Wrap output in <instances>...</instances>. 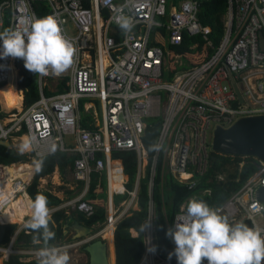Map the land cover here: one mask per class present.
<instances>
[{
  "label": "built area",
  "instance_id": "built-area-1",
  "mask_svg": "<svg viewBox=\"0 0 264 264\" xmlns=\"http://www.w3.org/2000/svg\"><path fill=\"white\" fill-rule=\"evenodd\" d=\"M38 1L48 4L49 12L39 14ZM200 5L201 0H0V32L23 28L26 20L53 15L77 49L76 62L67 72L38 76L41 96L37 101L0 115V142L25 135L32 141L33 161L53 153V147L77 154L71 171L83 189L49 207L51 214L64 210L67 215L94 216L97 205L86 200V195L92 174L106 172L105 219L92 225V235L50 245L67 250L69 264H88L82 260V249L96 237L104 238L106 230L114 234L123 217L139 210L141 181L146 176L148 214L142 234L144 252L138 264H175L156 246L153 189L159 160L164 173L193 188L208 170L215 130L229 128L244 117L264 115V41L260 39L264 36V0H227L223 33L217 43L211 37L212 27L199 18ZM121 14L133 20L128 33L117 24ZM186 39L191 41L190 49L203 42V60L186 64L185 49L171 51ZM162 40L163 45L159 43ZM17 60L0 58V87L8 83L12 65L18 72ZM63 77H67L66 90L43 93L47 80ZM82 105L88 113L92 109L88 127L81 123ZM158 121L155 144H162L163 149L154 152L150 160L144 137L148 127ZM65 135L73 137L74 145L66 143ZM116 151L136 154V178L131 188L128 176L121 179V187L110 188V162ZM29 160L25 162L32 168L19 169L14 175L8 173L13 163H0V224L8 223L2 214L19 197L33 201L28 187L35 166ZM256 165L250 177L213 208L230 222H243L264 235V203L257 198L258 189L264 186V162L257 159ZM117 195L124 197L117 202ZM30 215L16 223L8 244L0 246L3 261L11 255H19L21 261L37 259L41 246L16 245L21 231L30 232L26 227ZM185 219L186 208L181 207L171 227ZM152 245L155 252L150 250ZM203 264H208L207 260Z\"/></svg>",
  "mask_w": 264,
  "mask_h": 264
},
{
  "label": "trees",
  "instance_id": "trees-1",
  "mask_svg": "<svg viewBox=\"0 0 264 264\" xmlns=\"http://www.w3.org/2000/svg\"><path fill=\"white\" fill-rule=\"evenodd\" d=\"M38 13L43 14L49 12V5L43 1L37 2ZM227 10V0H201L199 18L202 23L209 24L213 33L211 37L217 43L221 38L224 28V15ZM162 42H159L163 45ZM190 39H186L179 47H171V51H186L183 53L184 63L193 65L203 60L200 57L201 50L204 48L201 41L195 49L189 48ZM182 52V51H181ZM209 52V51H208ZM207 54V52H206ZM172 60V59H171ZM173 63V61H171ZM17 69L12 65V74L8 83L0 87V102L4 109L10 110L21 104L22 98L24 107L27 108L33 102L37 101L41 96V90L38 84V76L29 72L24 67V61L17 60ZM186 65H182L184 67ZM16 79L19 91L16 87ZM67 77L59 78L56 83V90L49 88V85L43 86L45 95H52L66 90ZM84 100H82L83 102ZM3 116V114H1ZM88 114L83 116L81 120L82 126L88 127ZM86 121V123H85ZM160 123L155 122L154 126H149L144 137L145 145L149 152L151 160L154 151L150 150V146L155 144V139L159 132ZM33 156L31 153L21 154L19 149L13 144H4L0 142V163L9 164L18 161H28ZM77 154H68L62 150H56L43 156L36 157V160L43 158L42 171L36 172L31 184L28 187V193L34 200L37 194H43L48 199L49 207H54L62 202L53 192L39 187L41 177L51 175L56 167H58L61 175L66 176L67 172L73 167V161ZM113 157H119L124 164V171L129 176L128 187L131 188L136 178L137 159L133 151H116ZM256 158L242 155H224L216 151L210 153V163L207 172L198 177L197 185L190 188L187 184L178 182L169 174L163 172L161 160L157 165L155 175V185L153 189V197L155 201V218L154 227L156 234V246L159 252L168 259V253L175 248L173 241L166 236V232L173 222L175 214L180 210L182 204L187 206L190 198L195 197L197 200H203L210 207H216L222 204L234 191H236L257 169ZM243 162V165L241 163ZM111 173L117 172L121 176V162L118 160L110 162ZM222 175L224 178L220 179ZM124 177V176H123ZM208 189L209 191H207ZM124 195L115 197L118 202ZM194 199V198H193ZM86 200L97 205V211L94 216L86 218L82 214L67 215L64 210H57L51 214L52 222L50 227L56 233L55 239L49 241V245L58 244L68 240H72V235L67 236L66 225L72 226L74 221H80L88 226H92L102 222L106 216L105 200H106V179L104 172H94L92 174L91 185L86 195ZM148 177L141 181L139 191V210L134 211L131 215L123 217L117 224L114 231V246L116 254V264H138L143 252V230L148 214ZM18 225L16 223L0 224V246H5L11 239ZM138 232L137 236H133L131 229ZM30 230V229H29ZM34 233H26L21 231L18 235L17 246H42L33 243ZM177 264V259L173 255L170 259ZM3 264H37V259L30 261H21L19 255H11Z\"/></svg>",
  "mask_w": 264,
  "mask_h": 264
},
{
  "label": "clouds",
  "instance_id": "clouds-1",
  "mask_svg": "<svg viewBox=\"0 0 264 264\" xmlns=\"http://www.w3.org/2000/svg\"><path fill=\"white\" fill-rule=\"evenodd\" d=\"M61 21L55 16L34 18L25 21L23 28L5 29L0 32V58H19L24 67L36 76L62 75L76 62L77 49L64 34ZM117 24L122 32L128 33L134 27L130 16L121 14ZM32 144L29 140L20 147L21 154ZM163 145L156 143L150 150L159 152ZM53 147L51 152H55ZM43 158L35 162V171L43 168ZM31 215L26 227L31 230L33 243L42 246L36 253L37 264H69L67 250L50 246L56 233L50 227L52 222L48 199L37 194L31 204ZM142 228L141 230H143ZM166 236L175 248L168 253L177 264H264V235L260 229L249 227L243 222H230L227 216L210 207L203 200L191 199L186 207V219L169 227ZM155 252L156 246H151Z\"/></svg>",
  "mask_w": 264,
  "mask_h": 264
},
{
  "label": "water",
  "instance_id": "water-1",
  "mask_svg": "<svg viewBox=\"0 0 264 264\" xmlns=\"http://www.w3.org/2000/svg\"><path fill=\"white\" fill-rule=\"evenodd\" d=\"M260 39L264 41V36ZM236 92L240 101H243L238 90ZM9 144L8 140L3 141ZM212 150L224 155H242L255 157L264 162V115L244 117L229 128L218 127L215 130ZM257 198L264 203V186L257 191ZM68 227V225H66ZM72 238H81L92 235L94 228L80 221L72 223ZM89 257V264H108V244L102 237H96L85 246Z\"/></svg>",
  "mask_w": 264,
  "mask_h": 264
},
{
  "label": "crops",
  "instance_id": "crops-1",
  "mask_svg": "<svg viewBox=\"0 0 264 264\" xmlns=\"http://www.w3.org/2000/svg\"><path fill=\"white\" fill-rule=\"evenodd\" d=\"M17 78H18V72H17ZM16 87H17V91H19L17 79H16ZM52 90L54 91V89H52ZM55 90H56V89H55ZM0 105H1V102H0ZM1 106H2V105H1ZM21 108H25V107H24V103H23V98H22V101H21L20 106H18V107H13V108H12V111H15V110H17V109H21ZM2 109H3L4 111H2ZM2 109H0V115L3 114V113H5L6 111H8V110L4 109L3 106H2ZM10 110H11V109H10ZM91 111H92V109H91ZM91 111H90V113L86 112L85 109H84V107H83V105H82V107H81L82 119H83V116H84L85 114H86V116H87V114H88L87 119L90 121V120H91L90 115H91V117H92ZM3 115H4V114H3ZM87 119H86V121H87ZM86 121H85V123H86ZM23 136H24V135H21V133H20V136H16V137L11 138L10 140H8V141H9V144L11 143V144H13L15 147H17L18 149H20V147H21L22 144L24 143ZM27 140H28V139H27ZM71 141H72V145H73V144H74L73 139H72ZM31 152H32V151H31V147H30L28 150L24 151V153H31ZM68 154H73V153H68ZM113 158H114L115 160H120V162H121V167L123 168V173H124V175H125V179H126V177H127L128 175H127V174L125 173V171H124V164H123L122 159L119 158V157H113ZM36 161H37L36 159H35V161H33L32 159L29 160V162H32V165H33V166H35V162H36ZM22 162H25V161H22ZM102 172H104V174H105V179H106V200H105V203H106V202H107V197H108V191H107V190H108V183H107L106 172H105V171H102ZM165 173H166V172H165ZM166 174H168V173H166ZM51 175L53 176V179L56 181V184L59 185L58 188H56V186H54V185H52V187H51L50 185H49V186L47 185V184H48V178H49ZM51 175H48V176H45V177H41L42 180H41V182H40V187H41L42 189H47V190L53 192L54 194H56L59 198L62 199V202L65 201V200L68 199V198H71V197H73V196L78 195V194L81 192V190L83 189V188H82V187H83V184H82L81 182H77V181L74 179L71 170L67 172V174H66L65 177H63V176L61 175V173H60L58 167H56L55 171H54ZM169 175H170V174H169ZM128 181H129V176H128ZM50 187H51V188H50ZM62 202H61V203H62ZM181 207H185V208H186L187 206H186L185 203H184V204L181 205ZM181 207H180V208H181ZM21 222H22V221H20V222H13V221H9V220H8V223H21ZM6 224H7V223H6ZM67 231H68V230H65V232H67ZM131 233H132L133 236H137V235H138V232H137L135 229H133V228L131 229ZM104 235H108L109 238L111 239L110 244H109L108 241H107V244H108V251H109V252H108V264H116V254H115V246H114V234L111 233L110 235H109V234H104ZM67 236H68V234H67ZM110 239H109V240H110ZM106 240H107V239H106ZM82 253H83L82 260H83V258H84L83 261H86V263L88 262V264H89V257H88V255H86L85 248L82 249ZM85 256L87 257V259H86ZM3 263H4V261L2 260V264H3Z\"/></svg>",
  "mask_w": 264,
  "mask_h": 264
},
{
  "label": "bare ground",
  "instance_id": "bare-ground-1",
  "mask_svg": "<svg viewBox=\"0 0 264 264\" xmlns=\"http://www.w3.org/2000/svg\"><path fill=\"white\" fill-rule=\"evenodd\" d=\"M11 74H12V66H11V69H10V77H11ZM10 77H9V79H10ZM23 140H24V143L28 142L27 137L25 135L23 136ZM118 161H120V160H118ZM25 167L26 168H32V166H30V164H28V162H22V161L14 162L13 164H11L8 167V173L10 175H14L19 169H22V168H25ZM121 170H122V168H121ZM111 177H112L111 180H110V188H111V190L114 189V188L121 187V179L125 178L124 173H121V176H120V175L117 174V172L115 170V171H112ZM32 202L33 201L30 200L29 198L25 199V198L19 197L18 201H15L12 205H10L3 212V214H2L3 218H5L6 220H9V221H13V222L22 221V218H23V216L25 214H31V212H32V209H31ZM12 208H14V212H11ZM111 233H112V231L106 230L104 234H109L110 235ZM108 237H109L108 235H104V238H106L107 241H108ZM0 262H1V258H0ZM1 264H2V262H1Z\"/></svg>",
  "mask_w": 264,
  "mask_h": 264
},
{
  "label": "rangeland",
  "instance_id": "rangeland-1",
  "mask_svg": "<svg viewBox=\"0 0 264 264\" xmlns=\"http://www.w3.org/2000/svg\"><path fill=\"white\" fill-rule=\"evenodd\" d=\"M57 80L58 79H56V78L47 80V84L49 85V88L50 89H54V90L56 89ZM222 86L226 89V83L225 82H223ZM0 109H2V106L1 105H0ZM64 138H65L67 144L72 143L71 140L73 139V137H71L69 135H65ZM47 185L48 186L50 185L51 187H52V185H54V186H56V188H58V186H59V185L56 184V181L53 179V176L52 175L48 178V184ZM67 230H68L67 231L68 236H71L73 234L72 227L71 226L67 227ZM110 241H111V239L109 240V237H108V243L109 244H110ZM86 255H87V253H86ZM0 258H1V262H2V256H0ZM86 259H87V257H86ZM1 262H0V264H1Z\"/></svg>",
  "mask_w": 264,
  "mask_h": 264
},
{
  "label": "flooded vegetation",
  "instance_id": "flooded-vegetation-1",
  "mask_svg": "<svg viewBox=\"0 0 264 264\" xmlns=\"http://www.w3.org/2000/svg\"><path fill=\"white\" fill-rule=\"evenodd\" d=\"M2 111H4V110H2ZM6 113V112H5Z\"/></svg>",
  "mask_w": 264,
  "mask_h": 264
}]
</instances>
